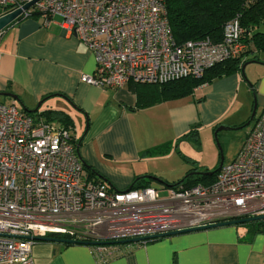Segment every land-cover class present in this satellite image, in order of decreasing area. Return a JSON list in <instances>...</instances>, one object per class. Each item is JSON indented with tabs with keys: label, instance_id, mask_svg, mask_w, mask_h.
<instances>
[{
	"label": "built area",
	"instance_id": "1",
	"mask_svg": "<svg viewBox=\"0 0 264 264\" xmlns=\"http://www.w3.org/2000/svg\"><path fill=\"white\" fill-rule=\"evenodd\" d=\"M33 1L0 0L1 15ZM165 4L40 0L20 17L37 18L43 26L58 20L62 32L94 57L93 74L80 81L100 89L200 78L217 64L242 62L247 46L238 18L224 25L220 41L178 46ZM259 216H264V107L214 183L170 189L161 199L151 187L110 190L86 173L70 128L35 118L15 102L0 103V264H35L34 237L106 242ZM89 247L98 261L111 255L105 246Z\"/></svg>",
	"mask_w": 264,
	"mask_h": 264
},
{
	"label": "crops",
	"instance_id": "2",
	"mask_svg": "<svg viewBox=\"0 0 264 264\" xmlns=\"http://www.w3.org/2000/svg\"><path fill=\"white\" fill-rule=\"evenodd\" d=\"M55 22L43 26L39 19L27 18L0 33V103L15 102L33 110L43 102L47 110L66 114L71 121L67 127L76 134L78 155L114 191L129 189L139 177L152 175L167 182L183 178L191 169L183 159L188 152L174 144L198 121L196 105L185 103L183 107L190 111L182 118L178 107H169L175 101L139 107L132 84L100 89L82 83L81 75L95 70L94 57ZM3 94H12L18 101ZM44 111L40 107L35 116L41 118ZM161 147L166 151L144 155ZM176 163L180 165L177 178L166 180ZM151 182L155 181L149 184L153 188ZM105 247L111 255L104 262L89 246L48 242H37L32 256L35 264H264V233L250 238L238 225Z\"/></svg>",
	"mask_w": 264,
	"mask_h": 264
},
{
	"label": "trees",
	"instance_id": "3",
	"mask_svg": "<svg viewBox=\"0 0 264 264\" xmlns=\"http://www.w3.org/2000/svg\"><path fill=\"white\" fill-rule=\"evenodd\" d=\"M165 7L167 20L172 31V36L176 45L178 46H181L188 41H196L206 38H209L215 42L220 41L224 25L230 20L238 18L241 27L245 31L244 43L247 46V50L245 51L244 55L246 56L247 54H255L259 51L264 52V0H166ZM23 19V17H18L12 23H18ZM252 61L257 62V58L254 56L252 60L247 62ZM247 62L241 63L237 60H229L206 70L200 78L188 77L158 85L132 84L131 90L139 97V107L151 106L154 104L187 97L196 88L240 70V68ZM18 105L22 110H27L23 105ZM35 115L36 113L32 114L33 117L38 118ZM41 116L48 118V121L50 122L53 120L61 122L65 125V127L71 124L68 116L61 111L47 110L44 111ZM195 129V127L191 128L190 131L182 138L184 139L190 136L197 137V131ZM75 146L77 153V142H75ZM166 149V147L153 149L144 155L156 156L162 152H165ZM183 159L190 164L191 169L187 171L184 177L178 180L177 183L173 182L170 184L161 178L152 175L150 176L156 178L158 182H161V184L170 189H176L180 186L186 188L196 185L208 186L215 182L219 173V166H216L212 170L199 169L200 167L195 161L187 157H183ZM87 167L88 168L84 167V169L87 171L89 177L100 180L98 178L100 175H98L88 165ZM193 172H211L212 174L191 175ZM150 181L152 180H146L144 177H139L134 181L133 185L125 191L148 188L150 187ZM108 187L110 190H113L110 185H108ZM238 226L244 227L247 230V234L250 238L257 234L264 233V220Z\"/></svg>",
	"mask_w": 264,
	"mask_h": 264
},
{
	"label": "rangeland",
	"instance_id": "4",
	"mask_svg": "<svg viewBox=\"0 0 264 264\" xmlns=\"http://www.w3.org/2000/svg\"><path fill=\"white\" fill-rule=\"evenodd\" d=\"M1 14L2 10H0ZM254 56L257 58V62L248 63L244 68V75L240 68L228 76L196 88L187 97L171 100V102H175L169 104V107H178V114L182 118L190 111V108L183 107L185 103L196 105V112L199 114V119L194 124L197 137L184 138L179 143L176 142L174 146L180 145L184 151L188 152V156H192L193 160L198 163L199 169H214L219 166L221 156L223 165L230 163L239 153L264 107V65L262 64L264 63V52L250 54L246 59L243 58L242 63L252 60ZM234 77H237V80ZM41 110H47L46 106H41ZM251 117H253L252 120ZM40 119L50 122L44 116ZM54 122L57 123L56 120L51 121L52 124H56ZM220 126L242 128L219 132L216 138L218 147L214 138V130ZM177 149L175 147L176 154ZM184 154L183 157H186L187 154ZM179 169L180 165L176 163L175 172L166 175V180H175ZM171 175L175 177L173 178ZM178 180L174 183H177ZM168 183L172 184L173 182ZM151 186L157 190L161 199L168 197L170 189L165 185L151 182Z\"/></svg>",
	"mask_w": 264,
	"mask_h": 264
},
{
	"label": "water",
	"instance_id": "5",
	"mask_svg": "<svg viewBox=\"0 0 264 264\" xmlns=\"http://www.w3.org/2000/svg\"><path fill=\"white\" fill-rule=\"evenodd\" d=\"M38 1H40V0H34L33 2L23 6L21 9H17L15 11L11 12V13L1 15L0 16V33L6 27H8L12 22H14L18 17H20L24 11L29 9L31 6H33ZM252 62H256V61H252ZM252 62H247L241 67L242 75H244V68L246 67V65L248 63H252ZM3 96H6V97H9V98H12L13 100L18 101V98L16 96L12 95V94H3ZM42 103L43 102L38 103L35 109L26 110V112L29 113V114L37 113L39 108L41 107ZM253 117H254V113H253ZM253 117H251V120L253 119ZM238 129H240V128L222 127V126L217 127L214 130V138L216 140V143H217V139L216 138H217V135H218L219 132H221V131H230V130H238ZM217 145L219 147L218 143H217ZM77 155H78V151H77ZM78 157H79L83 167L88 168L87 165L85 164V162L80 158L79 155H78ZM222 165H223V159H222V156H221V161L219 163L218 170L222 167ZM193 174H196V175L209 174L210 175L212 173L211 172H208V173L193 172V173H191V175H193ZM144 178L146 180H153L155 182H158V180L156 178L151 177V176H145ZM262 220H264V216L252 217V218H246V219H238V220H234V221H228V222L213 224V225L206 226V227L194 228V229H189V230H184V231H179V232L166 233V234H160V235H155V236L138 237V238H132V239H123V240L106 241V242L81 243V242H75V241L68 240V239H59V238H54V237H34L32 239L34 241H36V242H48V243H57V244H63V245H83V246L128 245V244H137V243H142V242H146V241H152V240H156V239H161V238H165V237H170V236H175V235H180V234H186V233H191V232H196V231H203V230H209V229L220 228V227L244 225V224H247V223L256 222V221H262ZM27 239H29V238H27Z\"/></svg>",
	"mask_w": 264,
	"mask_h": 264
},
{
	"label": "bare ground",
	"instance_id": "6",
	"mask_svg": "<svg viewBox=\"0 0 264 264\" xmlns=\"http://www.w3.org/2000/svg\"><path fill=\"white\" fill-rule=\"evenodd\" d=\"M239 17V16H238Z\"/></svg>",
	"mask_w": 264,
	"mask_h": 264
}]
</instances>
